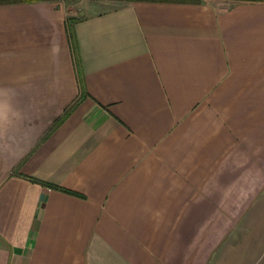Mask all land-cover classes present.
I'll use <instances>...</instances> for the list:
<instances>
[{"label":"crops","instance_id":"1","mask_svg":"<svg viewBox=\"0 0 264 264\" xmlns=\"http://www.w3.org/2000/svg\"><path fill=\"white\" fill-rule=\"evenodd\" d=\"M231 198L264 264L263 1L0 4V264H210Z\"/></svg>","mask_w":264,"mask_h":264},{"label":"rangeland","instance_id":"2","mask_svg":"<svg viewBox=\"0 0 264 264\" xmlns=\"http://www.w3.org/2000/svg\"><path fill=\"white\" fill-rule=\"evenodd\" d=\"M249 185L245 183L242 185V190H248ZM219 218V219H218ZM214 222L220 227V230H215L212 234L215 235L214 239L211 241V256L210 264H233V225H234V214H233V199H226V216H219ZM222 227V229H221ZM223 238L226 242V247L223 250H219L216 247L218 244V236H224ZM219 251H224L223 256H219ZM222 257V258H221Z\"/></svg>","mask_w":264,"mask_h":264},{"label":"trees","instance_id":"3","mask_svg":"<svg viewBox=\"0 0 264 264\" xmlns=\"http://www.w3.org/2000/svg\"><path fill=\"white\" fill-rule=\"evenodd\" d=\"M13 1H16V0H13ZM178 1H185V0H178ZM246 1H261V2L263 1L264 2V0H246ZM7 2H10V0H0V4L7 3Z\"/></svg>","mask_w":264,"mask_h":264}]
</instances>
